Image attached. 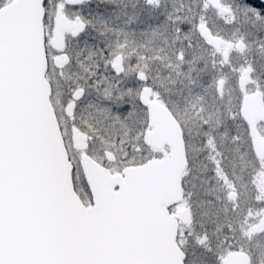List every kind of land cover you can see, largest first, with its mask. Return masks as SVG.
Masks as SVG:
<instances>
[{"label": "snow or ice", "instance_id": "1", "mask_svg": "<svg viewBox=\"0 0 264 264\" xmlns=\"http://www.w3.org/2000/svg\"><path fill=\"white\" fill-rule=\"evenodd\" d=\"M50 2L43 0L45 9ZM28 3L0 0V264H173L161 259L172 253L175 264H231L233 256L252 264L238 233H264V193L255 183L264 172V147L256 146L243 115L248 92L231 83L233 50L247 47L225 35L236 27L233 9L208 0L217 11L198 12L191 22L153 15L144 27L121 29L107 28L102 10L115 13L118 0H66V28L45 70H59L62 79L48 80L45 97L38 76L27 84L5 52V34ZM146 5L159 8L160 0ZM246 5L252 7L240 11L253 18L248 31L264 39V8ZM169 30L178 49L151 47ZM69 41L90 49L87 61L97 59L85 63ZM205 51L207 57L197 55ZM155 64L169 73L161 76ZM247 77L242 72L241 80ZM234 91L241 93L237 104L229 99L226 107ZM254 95L264 103V92ZM161 121L176 132L167 159L150 143ZM241 127L249 140L246 166L238 170L224 141L229 129L233 142L242 141ZM193 142L205 157L198 164ZM171 162L185 225L174 230L150 193L156 166ZM214 247L220 252L210 259Z\"/></svg>", "mask_w": 264, "mask_h": 264}, {"label": "flooded vegetation", "instance_id": "2", "mask_svg": "<svg viewBox=\"0 0 264 264\" xmlns=\"http://www.w3.org/2000/svg\"><path fill=\"white\" fill-rule=\"evenodd\" d=\"M60 2L59 7L56 9V14L52 20L49 21L47 19L48 16V9L46 8V14L44 18V29H45V47H46V53L48 58V68L51 69V65L55 62L54 56L56 55V49L52 46V40L54 36V30L56 26V17L60 13L61 14V7L66 2V0H58ZM247 2L251 3L254 6L264 8V4L256 1V0H247ZM221 5L225 7H230L233 9L234 14L236 15V27H233L230 32H225V35L230 36L233 38L234 42L243 40L244 43L247 45L246 48H244L243 53L241 54L238 49L233 50V59L236 63L237 71L232 73L231 75V83L236 85L237 88L241 85V74L242 72L246 71L248 73L247 79H244L243 81H246V86H244V89L247 91L249 87L252 86L253 80L251 78V72L252 67L255 64L256 61V39L252 34L248 31L247 26L253 22V18L251 17H245L243 16L242 12L240 11L245 6L252 7L251 5H246V0H220ZM207 7V13H205V6ZM119 7L117 8L116 12H111L107 7H102V10L104 12V15L107 20V28L116 27L121 28L127 27L128 29L136 28L139 29L141 27L146 26L151 16H159L162 20L164 18V14H167L171 16L174 20L180 19V18H189V22H191V17L196 15L198 12L201 14H210L217 11V9L208 3V0H160V7L154 8L146 5V0H118ZM136 11L138 13L139 19L133 18V13ZM62 15V14H61ZM118 17V18H117ZM64 18V17H63ZM181 40L183 38V34H180L179 37ZM97 40H100L101 37L97 36ZM177 41V36L172 31H166L164 32L154 43L155 48L163 47L165 49L166 53H171L175 49H178L180 47V44ZM96 41H93L92 43H95ZM154 45V44H153ZM151 45V47H153ZM68 48L70 51H75L77 48H79V55L80 58L85 62L89 63L87 61V55L90 49H86L82 44L76 45L72 41L68 42ZM197 55H204L207 57L209 53L207 51L203 53H197ZM154 71L156 69L159 70L161 76H166L169 73V69H166L164 65L162 64H155L153 65ZM51 70L47 71V78ZM59 71V70H56ZM49 80V78H48ZM167 87L175 90L178 85H172L168 83ZM249 96L254 95L257 92H263L261 90H251L247 91ZM241 93L238 91H234L232 93V97H225V106L227 107L228 100L231 99L233 103V107L237 104V98L240 97ZM227 115V113H225ZM166 128L165 135H163L161 138L158 137L155 139L156 143H160L161 140L169 139L171 135H175L174 129L170 124H168L165 121H161ZM195 131V130H194ZM241 135L243 137L242 141L240 142H233V131L231 129L228 130V135L224 143L228 145L229 148L233 149V157L235 158L237 169H241L246 166L247 157L244 156L243 159L241 157L244 153V146L245 142L249 140V136L247 133H245L243 127L240 129ZM256 131L259 134L260 138L264 141V122L260 121L256 125ZM169 137V138H168ZM251 137H252V129H251ZM157 142V140H159ZM217 142H219V137L215 138ZM253 139V138H252ZM155 143V144H156ZM154 147V146H153ZM192 152L190 155H195L197 157L196 163H200L204 161L205 157L200 152L201 145L197 142H193L190 145ZM155 151L159 154H162V159L168 158V153L171 151V147L169 144L165 143L161 147H154ZM239 149V150H237ZM195 174V172L193 173ZM185 179H188L185 177ZM197 183H200V181H197ZM255 183L257 185V189L259 192L264 193V172L259 173L257 177L255 178ZM201 187L203 185L201 184ZM183 206V202H179L176 205H173L169 207V212L177 218L179 223V227L183 228L185 225L183 224L182 220L180 219V215L183 213V209L180 211H177V209L180 206ZM250 223H257L256 220L250 221ZM219 237H223L225 235V228L223 225L220 226V232ZM238 238L241 240V243L243 244L244 249L249 253V248H252L256 246L257 243H260L261 241L264 243V233H258L254 234L251 239L244 236L242 232L238 233ZM210 244L213 246L215 245V238L211 239L209 241ZM186 247L191 248L192 247V241L189 240L188 245ZM220 252V249L214 247V251L212 254H208L209 258L211 259L216 254ZM252 258V264H264V261L256 262ZM217 264H220L218 261Z\"/></svg>", "mask_w": 264, "mask_h": 264}, {"label": "water", "instance_id": "3", "mask_svg": "<svg viewBox=\"0 0 264 264\" xmlns=\"http://www.w3.org/2000/svg\"><path fill=\"white\" fill-rule=\"evenodd\" d=\"M264 4V0H256ZM45 8L43 0H29L28 5L24 9L23 15L17 23L11 34L6 33L4 37V45L6 54L10 53L27 84H31L34 77L38 76L36 83L40 91L47 95L48 79L46 77L48 68V58L45 47V29L44 18ZM66 28V21L59 13L56 17V26L52 40V46L57 49L61 43V34ZM243 87L246 86V81H242ZM247 117V122L251 123L252 138L257 147H264V141L260 138L256 131L258 122H264V103H261L259 96H249L245 111L243 113ZM165 125L161 122L156 132L151 135L150 143L154 147H161L167 143L172 148V142L175 135H171L169 139L161 140L156 143L155 139L165 135ZM160 141L157 140V142ZM156 143V144H155ZM167 159V158H164ZM179 179L176 173V165L174 162L167 166H156L154 173V181L150 187L152 198L157 203V209L161 218H166V224L169 228L175 229L177 218L173 215L168 216L169 207L181 202ZM183 213L180 215L182 220ZM161 259L172 261L175 264L178 261V253H172L170 256H161ZM231 264H240V258L233 256L230 258Z\"/></svg>", "mask_w": 264, "mask_h": 264}, {"label": "rangeland", "instance_id": "4", "mask_svg": "<svg viewBox=\"0 0 264 264\" xmlns=\"http://www.w3.org/2000/svg\"><path fill=\"white\" fill-rule=\"evenodd\" d=\"M59 4L60 2L58 0H51L49 6L47 7L48 9L47 19L49 21L52 20L53 22V18L56 14V9L57 7H59ZM133 18L139 19L138 13L136 11H134L133 13ZM123 29H128V28L123 27ZM155 45L156 44L154 43L153 47H155ZM95 59H97V57H94L93 61H95ZM93 61H88V62L90 64ZM64 71L67 76L68 69L65 68ZM57 73L58 71H55V72L50 71L48 78L51 79L53 82L59 79H62L61 77L58 76ZM251 78L253 80V84L251 87L247 89V91L261 90L264 92V39H256V61L252 67ZM61 100H62V96H61ZM99 148L100 146L98 145L94 148L93 155H96V156L100 155ZM181 209H183L182 205L177 209V211H180ZM248 250L251 256L253 257L254 261L256 262L264 261V243L262 241L260 243H257L255 248L252 247V248H249Z\"/></svg>", "mask_w": 264, "mask_h": 264}]
</instances>
